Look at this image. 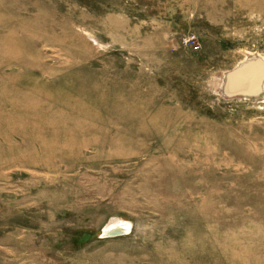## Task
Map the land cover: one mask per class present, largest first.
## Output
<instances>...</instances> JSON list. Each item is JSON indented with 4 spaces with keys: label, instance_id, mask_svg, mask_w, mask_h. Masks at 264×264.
Here are the masks:
<instances>
[{
    "label": "rangeland",
    "instance_id": "rangeland-1",
    "mask_svg": "<svg viewBox=\"0 0 264 264\" xmlns=\"http://www.w3.org/2000/svg\"><path fill=\"white\" fill-rule=\"evenodd\" d=\"M0 264H264V0H0Z\"/></svg>",
    "mask_w": 264,
    "mask_h": 264
},
{
    "label": "bare ground",
    "instance_id": "bare-ground-1",
    "mask_svg": "<svg viewBox=\"0 0 264 264\" xmlns=\"http://www.w3.org/2000/svg\"><path fill=\"white\" fill-rule=\"evenodd\" d=\"M131 223L126 221V220H117L113 223L108 224L104 231L105 233L108 234H114L115 232L120 233V232H126L129 231L131 229ZM115 233V234H117Z\"/></svg>",
    "mask_w": 264,
    "mask_h": 264
}]
</instances>
